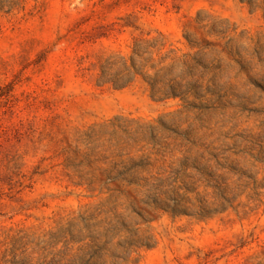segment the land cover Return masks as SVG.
<instances>
[{"label":"rangeland","instance_id":"1","mask_svg":"<svg viewBox=\"0 0 264 264\" xmlns=\"http://www.w3.org/2000/svg\"><path fill=\"white\" fill-rule=\"evenodd\" d=\"M0 264H264V0H0Z\"/></svg>","mask_w":264,"mask_h":264}]
</instances>
